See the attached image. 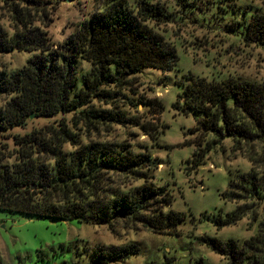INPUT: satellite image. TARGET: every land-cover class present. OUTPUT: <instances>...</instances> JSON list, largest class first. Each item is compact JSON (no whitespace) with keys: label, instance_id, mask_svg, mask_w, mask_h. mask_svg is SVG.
I'll use <instances>...</instances> for the list:
<instances>
[{"label":"trees","instance_id":"obj_1","mask_svg":"<svg viewBox=\"0 0 264 264\" xmlns=\"http://www.w3.org/2000/svg\"><path fill=\"white\" fill-rule=\"evenodd\" d=\"M1 1L8 6L13 32L0 24V55L14 51L33 55L16 72L0 70V138L27 126L31 115L72 116L24 134L6 135L12 148L7 141L0 142V211L107 225L111 231L122 222L178 235L186 216L172 208L174 196L168 186L156 185L154 170L160 162L147 146L91 137L113 125L138 128L156 141L164 133L166 124L158 117L150 120L138 109L143 105L146 112L161 114L163 102L139 95L137 86L146 68L168 72L176 67V45L158 28L172 22L174 13L146 0L136 6L128 0H93L94 13L56 44L46 30L56 8L52 0ZM174 1L183 14L193 7L201 14L216 9L223 17L226 4L241 9L236 0ZM258 1L260 7L249 18L228 20L227 30L237 29L243 42L264 49V0ZM81 61L90 69L79 78L84 70ZM186 78L178 95L181 100L174 106L185 114L204 116L191 130L195 139L185 143L195 145L188 160L191 168L204 165L208 153L227 138L234 152L251 164L248 172L237 171L224 193L237 203L236 209L214 221L219 228L248 215L258 222L257 205L264 202V82ZM205 240L227 264H264V219L241 244L233 239ZM137 252L135 245L112 246L102 254L117 261Z\"/></svg>","mask_w":264,"mask_h":264},{"label":"rangeland","instance_id":"obj_2","mask_svg":"<svg viewBox=\"0 0 264 264\" xmlns=\"http://www.w3.org/2000/svg\"><path fill=\"white\" fill-rule=\"evenodd\" d=\"M138 1L128 0L131 6H136ZM146 1L160 3L168 12L174 13L172 22L159 24L158 28L176 45L179 56L176 67L168 72L146 68L140 73V85L137 86L139 95L158 98L164 104L161 114L146 112L143 105L138 106L139 111L150 120L158 117L167 128L157 141L150 140L141 130L129 125H113L112 130H102L91 137L125 139L147 146L160 162L154 170L156 185L168 186L174 196L172 208L186 216L179 226L180 233H154L122 222L116 225L115 231H111L107 225L0 211V264H165L166 260L172 264H227V260L205 238L223 242L233 239L241 244L256 233L258 222L264 219V202H260L257 205L258 222H252L251 215H248L235 225L219 228L214 217L225 219L237 207V203L224 197L230 180L237 171L248 172L251 164L240 152H234L232 140L227 138L208 153L204 165L191 168L188 160L193 156L195 145L185 143L195 139L191 130L204 116L193 112L185 114L174 106L177 100H181L178 95L189 76L207 80L232 78L264 82V49L243 42L237 29L227 30L228 20L249 18L260 7V2L236 0L241 9L236 10L226 4L228 11L220 17L216 9L201 14L192 7L183 14L174 0ZM52 5L56 8L51 12L52 20L46 30L56 44L69 37L95 11L93 0H52ZM213 13L217 14L215 19ZM0 24L8 32H13L8 6L1 0ZM32 55L24 51L0 55V70L16 72ZM80 68L84 70L80 71L79 78L89 71L90 64L81 61ZM129 97L136 99V96ZM123 102L127 104L128 100L123 98ZM130 109V113L134 114L135 108ZM71 116L34 117L24 128H15L6 135L24 134ZM6 135L0 138V142L6 143ZM7 143L13 147L11 140ZM130 245L137 246L138 252L124 260L111 261L102 254L107 247Z\"/></svg>","mask_w":264,"mask_h":264},{"label":"water","instance_id":"obj_3","mask_svg":"<svg viewBox=\"0 0 264 264\" xmlns=\"http://www.w3.org/2000/svg\"><path fill=\"white\" fill-rule=\"evenodd\" d=\"M34 118V115H31V119H33Z\"/></svg>","mask_w":264,"mask_h":264}]
</instances>
